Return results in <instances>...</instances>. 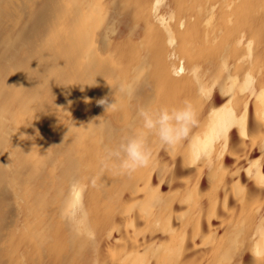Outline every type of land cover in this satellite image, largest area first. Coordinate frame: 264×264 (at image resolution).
<instances>
[{"label": "bare ground", "instance_id": "6f19581e", "mask_svg": "<svg viewBox=\"0 0 264 264\" xmlns=\"http://www.w3.org/2000/svg\"><path fill=\"white\" fill-rule=\"evenodd\" d=\"M0 264H264V0H0Z\"/></svg>", "mask_w": 264, "mask_h": 264}, {"label": "clouds", "instance_id": "9594fccd", "mask_svg": "<svg viewBox=\"0 0 264 264\" xmlns=\"http://www.w3.org/2000/svg\"><path fill=\"white\" fill-rule=\"evenodd\" d=\"M106 110L114 108L115 103H108L107 98L99 101ZM142 120L143 131L125 138L117 147L107 152L106 159L119 161V169L122 173L131 176L138 169L146 168L152 161V152L147 144V137L155 133L163 146L174 147L187 139L190 126L195 124V114L185 107L179 110L168 111L166 109L151 112L143 108L138 110ZM211 146L194 162L207 160L211 163ZM103 166H107L102 161Z\"/></svg>", "mask_w": 264, "mask_h": 264}]
</instances>
